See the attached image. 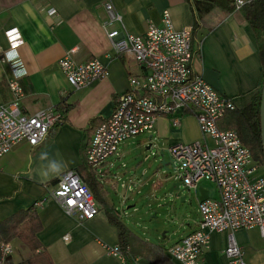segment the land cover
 <instances>
[{"label":"crops","instance_id":"crops-1","mask_svg":"<svg viewBox=\"0 0 264 264\" xmlns=\"http://www.w3.org/2000/svg\"><path fill=\"white\" fill-rule=\"evenodd\" d=\"M105 4L112 6L121 21L110 22ZM50 9L55 10L54 15H49ZM165 10L175 30L192 28L193 9L186 0H0V50L8 49L7 30L17 29L23 40L17 49L25 72L20 79L24 92L21 110L32 114L56 108L61 103L67 108L65 122L52 128L41 143L31 147L21 140L0 158V222L31 208L35 201L44 200L35 208L41 223L37 238L53 264H121L102 246L119 243L117 230L109 223L104 209L100 208L92 219L79 222L67 215L50 198V193L62 173L75 170L82 175L89 169L85 162V151L92 136L87 131L89 121L95 117H109L117 98L128 90V76L140 72L132 60L115 55L106 31L127 30L141 35L149 24H161ZM194 51L192 74L201 76L218 93L232 99L236 107L246 105L262 90V62L256 39L240 10L222 16L215 9L206 15L196 34ZM68 54L79 64L98 59L106 75L87 87L73 89L58 64ZM10 75L7 64L0 57V105L11 100L7 84ZM179 116L178 125H173L171 116L158 118L152 133L122 143L120 158H109L102 164L99 178L104 184L106 199L114 216L123 224L122 218L126 215L117 216L115 210H121L122 203L117 204L115 198L119 189H123L120 187L121 182H125L122 175L129 171L116 170L118 160L133 152L135 147L151 149V154L157 156L153 162L158 164L157 168L150 174L147 168L136 166L126 176L131 179L126 181L128 186L134 193L151 187L153 194L154 188L162 182L170 185L164 172L169 163L162 164L160 155L167 160V148L202 139L196 118L190 113ZM217 197L216 192L212 198ZM199 220L200 215L174 242L194 231ZM126 228L134 235L131 251L139 264H155L153 256L147 255L140 246L142 243L161 247L168 264H179L167 253L172 244H152ZM233 234L247 264H264V246L257 229L237 230ZM226 239V232L211 234L209 248L203 257L205 264H227ZM17 241L10 242L12 247ZM31 255L30 252L26 256ZM10 258L14 264L25 260L16 261L14 252Z\"/></svg>","mask_w":264,"mask_h":264},{"label":"built area","instance_id":"built-area-1","mask_svg":"<svg viewBox=\"0 0 264 264\" xmlns=\"http://www.w3.org/2000/svg\"><path fill=\"white\" fill-rule=\"evenodd\" d=\"M233 1L236 10H240L249 0ZM105 8L110 22L121 21V16L110 4H105ZM48 13L54 15L55 10L50 9ZM5 36L8 49L0 50V57L11 72L7 79L11 100L0 105V158L21 140L31 147L38 145L63 120V113L54 107L32 114L21 110L24 92L20 79L24 74L17 76L15 73H25L17 54L23 40L15 28L5 31ZM106 38L115 55L132 60L140 72L128 76V90L117 98L112 114L94 130L85 151L86 165L94 166L101 173L106 160L120 158L122 143L152 133L158 118L171 116L173 125H178L179 115L192 114L202 139L174 145L167 148L166 153L188 190L193 189L199 197V183L205 180L215 185L218 197L209 198L205 190L206 198H197L200 215L197 227L170 245L167 253L179 264H205L203 257L209 248L211 234L226 232L224 254L227 264H247L233 233L257 229L264 246V172L235 130L219 128V120L236 105L201 76L192 74L191 29L175 30L165 10L161 24H149L141 35L112 30L106 31ZM13 52L16 55L9 58V53ZM58 64L75 90L106 75L104 65L96 58L79 64L68 54ZM148 158L149 155L144 160ZM120 186L127 192L133 191L125 182ZM50 198L79 222L92 219L100 211L87 184L75 170H68L57 178ZM43 201H35L33 206L39 207ZM115 212L117 216L126 215L123 206ZM102 246L121 264H139L128 247L123 250L119 243ZM12 252L10 242L2 244L0 264Z\"/></svg>","mask_w":264,"mask_h":264},{"label":"trees","instance_id":"trees-1","mask_svg":"<svg viewBox=\"0 0 264 264\" xmlns=\"http://www.w3.org/2000/svg\"><path fill=\"white\" fill-rule=\"evenodd\" d=\"M186 1L190 3L193 9L194 24L191 28V50L193 55H195L194 44L196 40V34L200 29V25L202 24L204 17L215 9H217L222 16L230 15L236 11V6L233 0ZM240 11L249 27L252 29L256 39L257 48L262 62L261 81L263 82L264 0H249L241 7ZM261 91L262 90H259L258 93H256V95L253 96L251 101L246 105L227 111L219 120L218 126L220 129L235 130L241 140V143L250 151L253 160L264 172V156L261 143L259 114ZM56 109L63 113L62 123H64V115L67 108L63 107L61 103L56 107ZM104 120L105 119L100 117L92 118L88 123V134L92 135L94 130ZM101 174L102 172L98 173L94 166H90L85 173L82 175L79 174V176L80 178H83V181L85 180V183L91 191L96 203L101 209H104L109 223L116 228L120 247L123 250L128 247L130 254H132L133 251H131V242L134 239V235L112 213L111 206H109L108 200L106 199V190L104 189V184L99 178ZM35 208L36 207L32 206L31 208L20 210L0 222V248L4 243L18 240L32 254L27 259L16 264H53L47 250L37 238V233L41 230V223ZM140 246L147 255L153 256L152 260L155 264H168L164 258L161 247L145 243L140 244ZM3 264L14 263L9 256L5 258Z\"/></svg>","mask_w":264,"mask_h":264},{"label":"rangeland","instance_id":"rangeland-1","mask_svg":"<svg viewBox=\"0 0 264 264\" xmlns=\"http://www.w3.org/2000/svg\"><path fill=\"white\" fill-rule=\"evenodd\" d=\"M151 153V149L146 150L144 146L135 147L133 152L118 160L116 170L129 171L125 175H122L125 177V182L131 180L126 176L136 166H140L141 169L147 168V170H150V174L155 171L158 164L155 165L153 162L157 156L151 155ZM147 155H149V158L144 160ZM167 167L168 171L165 172V178L171 177V180H167V182L171 183L180 180L179 172L172 170L170 164ZM141 169L140 173L142 172ZM199 187H203L208 191L209 198L216 195L217 189L215 185L208 181H201ZM169 188V184L162 182L161 185L154 188L153 194L150 191L151 187H145L141 190V193H134L133 191L124 192L123 189H119V195L115 198L116 202H118L117 204L122 203V206L126 205L125 211L127 214L122 218L124 224L135 234L141 238L148 239L152 244L164 245L175 243L174 241L178 240L181 235H184L188 231L189 225H193L192 222L199 217L198 195L193 189L184 190L181 196L185 197V200L181 201L180 197L174 195L175 193L173 195L169 193ZM147 204L152 206L148 207ZM13 252L16 261L25 259L28 257L26 255L30 253L18 241L13 246ZM249 256H252V254H249Z\"/></svg>","mask_w":264,"mask_h":264},{"label":"water","instance_id":"water-1","mask_svg":"<svg viewBox=\"0 0 264 264\" xmlns=\"http://www.w3.org/2000/svg\"><path fill=\"white\" fill-rule=\"evenodd\" d=\"M259 114H260L261 143H262V151H263V156H264V79H263V85H262V91H261ZM160 157H161L162 164L169 163L172 166V170H175L172 160L169 156L167 160H165V158L163 157V154H161ZM167 171H168V168L164 167V172H167ZM166 180L170 181L171 177L170 176L167 177ZM186 189L188 188L183 185L181 180L173 181L170 184L169 193L171 195L175 193L174 195L176 197H180L181 201H183L185 200V198L181 196V193ZM198 193H199L198 200H203L206 198V191L202 189V187L198 188Z\"/></svg>","mask_w":264,"mask_h":264},{"label":"clouds","instance_id":"clouds-1","mask_svg":"<svg viewBox=\"0 0 264 264\" xmlns=\"http://www.w3.org/2000/svg\"><path fill=\"white\" fill-rule=\"evenodd\" d=\"M16 54L13 52V53H9V58H12L14 57ZM24 73L22 71H18L15 73V75L17 76H22Z\"/></svg>","mask_w":264,"mask_h":264}]
</instances>
